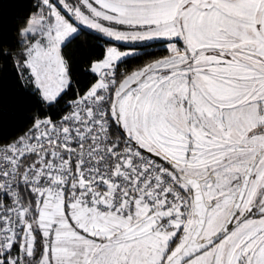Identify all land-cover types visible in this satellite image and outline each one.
Segmentation results:
<instances>
[{"label":"snow or ice","instance_id":"6c2138e0","mask_svg":"<svg viewBox=\"0 0 264 264\" xmlns=\"http://www.w3.org/2000/svg\"><path fill=\"white\" fill-rule=\"evenodd\" d=\"M89 32L167 54L81 91ZM8 63L43 112L0 141V264H264V0H33Z\"/></svg>","mask_w":264,"mask_h":264},{"label":"trees","instance_id":"16d2710c","mask_svg":"<svg viewBox=\"0 0 264 264\" xmlns=\"http://www.w3.org/2000/svg\"><path fill=\"white\" fill-rule=\"evenodd\" d=\"M32 3L33 0H0V31H3L6 37L10 36L24 20L31 10ZM84 31L88 32L86 29ZM110 45H117V42L107 41L94 32L80 35L68 45L65 55L72 63L75 87L83 91L88 86L92 76L84 69L91 61L101 59L106 47ZM117 46L121 50L136 52L120 65L121 71H131L156 57L167 54L159 42L151 43L150 46L145 44H119ZM72 95L73 92L68 93L69 97ZM37 111L43 112L39 99L21 83L10 63L0 64V141L7 142L10 138L23 134L32 125V117ZM56 114L57 110H53V117Z\"/></svg>","mask_w":264,"mask_h":264},{"label":"rangeland","instance_id":"374dc122","mask_svg":"<svg viewBox=\"0 0 264 264\" xmlns=\"http://www.w3.org/2000/svg\"><path fill=\"white\" fill-rule=\"evenodd\" d=\"M87 30V29H86ZM95 33V32H94ZM98 34V33H97ZM152 43H155V42H152ZM127 45H133V44H127ZM135 45H141V44H135ZM111 46V45H110Z\"/></svg>","mask_w":264,"mask_h":264},{"label":"crops","instance_id":"0c3cea01","mask_svg":"<svg viewBox=\"0 0 264 264\" xmlns=\"http://www.w3.org/2000/svg\"><path fill=\"white\" fill-rule=\"evenodd\" d=\"M105 39H106V38H105ZM114 42H115V41H114ZM107 47H108V46H107ZM107 47H106V48H107ZM105 51H106V49H105ZM135 54H136V52H135Z\"/></svg>","mask_w":264,"mask_h":264},{"label":"flooded vegetation","instance_id":"af4514ba","mask_svg":"<svg viewBox=\"0 0 264 264\" xmlns=\"http://www.w3.org/2000/svg\"><path fill=\"white\" fill-rule=\"evenodd\" d=\"M155 43H157V42H155Z\"/></svg>","mask_w":264,"mask_h":264}]
</instances>
